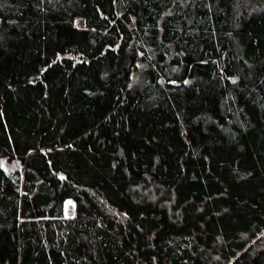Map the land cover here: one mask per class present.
I'll return each instance as SVG.
<instances>
[{"label":"trees","instance_id":"1","mask_svg":"<svg viewBox=\"0 0 264 264\" xmlns=\"http://www.w3.org/2000/svg\"><path fill=\"white\" fill-rule=\"evenodd\" d=\"M0 264H264V0H0Z\"/></svg>","mask_w":264,"mask_h":264},{"label":"rangeland","instance_id":"2","mask_svg":"<svg viewBox=\"0 0 264 264\" xmlns=\"http://www.w3.org/2000/svg\"><path fill=\"white\" fill-rule=\"evenodd\" d=\"M77 23L80 25V26H83V25H85V20L84 19H79L78 21H77ZM2 163H3V167L6 169V170H13V171H15L16 169H18L20 166H21V162L20 161H13V162H9V161H7V160H5V159H3V161H2ZM73 201V200H72ZM72 204H70L69 206H68V210H69V212H72L73 211V206H71ZM69 212H68V214H69Z\"/></svg>","mask_w":264,"mask_h":264}]
</instances>
